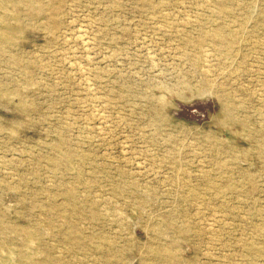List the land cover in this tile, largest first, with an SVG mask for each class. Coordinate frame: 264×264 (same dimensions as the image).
Listing matches in <instances>:
<instances>
[{"label": "rangeland", "instance_id": "1", "mask_svg": "<svg viewBox=\"0 0 264 264\" xmlns=\"http://www.w3.org/2000/svg\"><path fill=\"white\" fill-rule=\"evenodd\" d=\"M25 1L0 0V228L41 264H264V0ZM71 192L97 205L72 235Z\"/></svg>", "mask_w": 264, "mask_h": 264}, {"label": "bare ground", "instance_id": "2", "mask_svg": "<svg viewBox=\"0 0 264 264\" xmlns=\"http://www.w3.org/2000/svg\"><path fill=\"white\" fill-rule=\"evenodd\" d=\"M164 1V0H162ZM17 6L22 5V7L26 8L28 13H29V18L31 20H33L36 16L35 12H34V8L31 4H29L28 2H26L25 0H21V2L16 3ZM221 9V8H219ZM43 10V9H42ZM44 12V10L42 11ZM4 29V24L0 22V40L4 39L5 33L3 31ZM221 33V34H220ZM209 35L211 36L210 38H213L214 41L213 44L217 47H230V45L232 44V39L233 36L231 34L222 32V31H214V32H210ZM186 43L187 44H191V42L186 39ZM224 55L226 56H230L231 53L228 49H224ZM200 59L196 58L195 63H199ZM206 91L204 89H200L197 94L199 96L203 95ZM192 93L189 92H184L181 94L180 98L183 100H189L191 98ZM163 99V98H162ZM159 102V101H158ZM162 102V101H161ZM160 102V103H161ZM223 108H228V111L230 110V107L227 106H223ZM227 119L231 120V121H235L236 118L234 116H232L231 114L228 116L227 115ZM225 121V120H224ZM256 136L258 137V135L256 134ZM259 138V137H258ZM54 142L53 146H52V150L54 151V158H57L56 161H62L63 163H68L69 161H71V158L73 157V152L72 150H63V148L67 145L66 140L62 139L60 137H58ZM256 143V142H254ZM256 148L258 151L262 150V154H264V147L258 143H256ZM243 154V153H242ZM172 155V154H169ZM245 155V154H243ZM226 165V163H220L219 166L222 167ZM123 187H127V184H125ZM232 189V185H227L226 187L221 188V190H225V189ZM134 193V191H133ZM34 198H37L38 201L41 202V200H39V196L37 197L36 195L33 196ZM70 202H72V206L73 209L69 212L67 210H62V209H58L56 208V206L53 204L51 206L52 212H55V214L59 217V219L62 221L63 225H65L67 227V231H69V233L75 234V226L72 223H69V219H75V220H79L77 218H81L83 219V215L87 213L88 208L89 209H93L96 208L97 209V205L92 202V201H88L86 199H78L72 192L66 195V199ZM134 201L132 199H125V206H136L138 208V212L140 213L141 211H143L144 206H145V201L146 199L143 200H138V203L135 204ZM105 205H107V203L103 204V205H99L98 207H104ZM40 208V215H41V204L39 205ZM115 213L119 214V210H115ZM91 218H95L98 217L97 211H93L92 214L90 215ZM123 216L124 220H129L131 219V217L129 215H121ZM76 217V218H75ZM2 219V218H1ZM2 221V226H1V233L3 234V237H0V264H17L16 262H14L13 256H19L21 258V263L20 264H41V261L38 260V258H40V254L38 253L37 249H33L32 247H30V245H28L25 241V238L30 237V232L23 230V229H19L18 227L15 226H8L3 224L5 221L4 219L1 220ZM9 234H13L16 236V239H18L20 242H16V243H10L9 240H7L5 238V236L9 235ZM74 242H77L79 240L78 236H74ZM35 245L34 243H32V246ZM49 258L50 257H46L44 264H50L49 263ZM50 262L51 264H60V262L57 259H54V261H52V258H50Z\"/></svg>", "mask_w": 264, "mask_h": 264}]
</instances>
